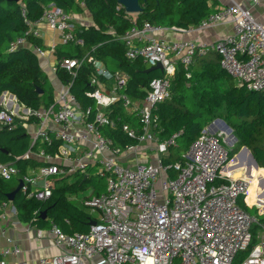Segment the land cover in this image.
Segmentation results:
<instances>
[{"label":"built area","instance_id":"obj_1","mask_svg":"<svg viewBox=\"0 0 264 264\" xmlns=\"http://www.w3.org/2000/svg\"><path fill=\"white\" fill-rule=\"evenodd\" d=\"M77 1L86 7V0ZM245 1L258 4L261 0ZM121 8L124 6L119 2L117 9ZM26 21L30 28L11 44V50L28 46L35 54L45 55L41 45L30 44L26 38L27 35L41 36L37 26L41 21L59 32L63 43H83L77 36V19L73 13L55 4L46 5L36 21ZM220 23L232 24L233 31L206 44L158 38L152 33L160 26L149 22L141 26L133 24L121 37L127 58H141L148 66L160 62L164 67V76L151 80L141 101L119 93L127 81L125 74L110 72L94 56L86 55L63 57L53 70L62 68L76 75V68L86 61L92 63L97 75L91 79L93 89L86 93L95 99L96 109L93 106L82 109L70 91V83L61 86L54 103L47 107L26 106L16 110L17 105L0 109V130L14 128L17 117L21 120L35 117L38 127L33 143L59 139L63 144L55 153L45 149L36 151L46 162L37 172L21 176V191L25 196L46 201L55 187L53 176H66L88 168H93L107 182L104 192L83 200L86 206L99 210V218L94 219L96 223L90 224L87 232L68 233L55 221L51 222L48 232L54 244L63 249L51 264H234L237 256L246 250L249 253L240 264H264V223L240 204L242 197L247 202L251 181L245 173L236 177L228 169L234 159L227 147L230 133L213 131L207 125L183 153V160L166 165L164 160L169 148L176 145L181 132L162 140L156 132L155 109L171 97L170 78L176 73L178 61L190 78L195 58L214 51L227 73L250 90L264 93V23L242 2L230 0L192 27L205 29ZM192 27L171 29L187 31ZM100 77L117 79L111 93L99 87ZM118 101L136 112L141 130L121 117L111 116L108 108ZM51 120L59 127L51 129ZM78 123L82 128L76 127ZM102 126L119 127L137 142L118 145L102 133ZM147 142L156 144V163L137 161L130 165L122 161L124 155L142 153L141 146ZM88 144L91 146L70 163H58L61 157L70 161L72 151ZM30 156L27 153L23 157ZM18 173L17 166L0 162L2 177L10 178ZM2 204L7 206L8 201ZM255 223L261 227L262 240L249 249ZM4 252L19 255L21 249L14 246ZM43 261L49 263L46 259ZM16 264L27 263L20 258Z\"/></svg>","mask_w":264,"mask_h":264},{"label":"trees","instance_id":"obj_2","mask_svg":"<svg viewBox=\"0 0 264 264\" xmlns=\"http://www.w3.org/2000/svg\"><path fill=\"white\" fill-rule=\"evenodd\" d=\"M49 4L76 13L82 12L85 8L77 0H0V97L8 91L14 94L21 104L33 109L54 103L52 84L46 71L41 68L38 56L28 46L15 50H11L10 46L30 28L26 19L36 21ZM140 4L142 11L137 14L135 20H132L124 8L117 9L119 0H86V7L93 15L95 26L85 27L76 24L77 36L83 43L75 44L70 41L57 48L59 54L64 57L81 58L92 55L100 64L103 63L112 69H121L127 76L122 93L139 101L146 95L151 80L164 76V71L160 69L146 71L149 66L141 58H127L125 45L121 40L122 35L135 23L139 26L149 22L158 27H192L216 10L210 0H141ZM26 38L28 43L40 45L39 37L27 35ZM56 72L64 83H70V91L82 109L89 106L96 109L95 99L86 93L93 89L91 79L97 75L92 63L84 62L76 68V75L62 68ZM191 72L192 76L188 78L183 66L177 69L175 75L170 78L171 97L161 102L155 109L158 115L156 132L160 138L166 139L174 133L181 132L176 145L169 148V155L165 157L164 163L167 165L183 160V153L199 137L206 124L219 117L232 127L238 138L231 157L243 146H247L259 165V168L256 167L249 152L244 151L231 160L228 169L231 171L242 169L245 176L248 175L249 168L255 175H258L259 171L264 173V93L250 90L245 83L227 73L221 67L220 56L215 53L204 57L197 56L191 66ZM191 80H194V83L188 85ZM37 88L42 90V93ZM118 102L112 105L114 110L110 113L111 116L121 117L122 121L141 130L139 118L135 123L132 116L127 115ZM1 108L3 107L0 104ZM19 120L17 117L16 122ZM101 131L113 138L118 145L137 142L129 138L119 127L114 129L102 126ZM21 133L22 127H18L16 123L12 129L2 128L0 137ZM20 137L18 142L25 136L21 134ZM13 140L10 138V141ZM27 144L28 142L21 146L20 144L0 146V162L8 163L15 160L20 173L26 172L29 165L45 164L36 157H13L15 147L23 150ZM39 144V140L35 141L32 148L36 149ZM61 144L62 141L54 139L51 143L43 145L47 152L55 153ZM4 148L12 153L3 151ZM89 170L90 168L77 171L68 176H53L55 187L52 196L46 201L28 198L19 191L15 203L29 221L34 220L46 226L49 223L48 218H51L66 232H87L90 229L89 222L95 217L87 211L90 207L78 203L72 198V194L77 188H84L89 184L91 178L99 176L91 174ZM15 176L16 174L4 178L0 175V200H8V193L16 188L18 180ZM70 180H73V183ZM106 188L105 181L99 190L83 198L98 195ZM246 200L249 204L259 205L260 211L264 212V174L254 177V184L250 187ZM240 204L264 223V213H260L257 206H249L243 197ZM43 211H47V218L43 217ZM66 219L70 220L69 225L65 223ZM248 253L249 250H246L237 257L241 256L243 260Z\"/></svg>","mask_w":264,"mask_h":264},{"label":"crops","instance_id":"obj_3","mask_svg":"<svg viewBox=\"0 0 264 264\" xmlns=\"http://www.w3.org/2000/svg\"><path fill=\"white\" fill-rule=\"evenodd\" d=\"M236 1L242 2L247 8L251 10L252 14L258 21H261L264 23V0H261L258 4L246 2L245 0H236ZM227 2H230V0H210V3L213 4L214 8H218L222 4H227ZM72 13L74 15V18L77 19V24L79 26H85V27L95 26L93 15L87 7H85L82 12H77V13L72 12ZM137 14L138 13H128V16L132 20H135L137 17ZM37 26L41 30V36L39 37V42H40L39 44L46 50V53L43 56L38 55V54L36 55L38 56L41 68L47 73V76L53 87V95L54 97H56L57 92L59 91L61 86L64 84V82L61 80L58 73L53 70V67L57 64V62H59L64 57V56H61L59 52L57 51V48L59 46H63V42L60 38L59 32L51 29L47 25L46 22L41 21L40 23H38ZM232 31H233L232 24L220 23L219 25H216L214 27L205 28V29H197L196 27H192L187 31L173 30L168 27H160V28H157L152 34L158 38H165L169 40H192L199 44H206V43L214 42L218 40L219 38L230 34ZM52 46H55V49H53ZM214 53L218 54L214 51H210L201 57L212 55ZM101 65L110 72L118 71L124 74V72L119 68L112 69L111 67H108L104 65L103 63H101ZM180 66H183V64L180 61H178L176 63L177 69ZM193 81L194 80H191L190 82H188V85H191L192 83H194ZM116 86H117V79L114 77H111V78L100 77L99 79V87H101L106 92L111 93V91ZM121 92H122V89L119 88V93ZM136 101H139V100H136ZM0 104L2 105V107H5V106L15 107L19 105L18 107H16V110L17 108L20 109V108L26 107V105L21 104L19 102L18 98L14 94L8 91L4 92L1 95ZM117 104H121L124 109L123 111H125L127 115L132 116V118L135 120V123H137L138 116L131 107H125L121 101L118 102ZM43 107L44 106H42L41 108ZM113 108L114 106L110 107L108 111L110 113L113 112L114 110ZM216 119L218 118H215L212 121L208 122L206 126L207 125L211 126L213 131H218L220 129V130H225L226 132L230 133L226 128L223 127L222 123L220 121H217ZM16 123L18 127L19 126L22 127L21 134L24 135L25 137L22 139L21 142H18V139L21 138L20 137L21 134L20 135L19 134L2 135L0 137V146L5 147V146H8V144H11L13 146L20 144L21 146L24 142H28L27 147L23 150H21L20 147L18 148L15 147L13 149V155H14L13 157L14 158L23 157L25 154L29 153L31 154L30 157H36L40 161L46 162L44 157H41L36 154V151H40L44 149V145H43L44 142L39 141L40 144L38 145V147H36V149L32 148V144L34 141V135L38 127V120L35 117H31L29 120L20 119ZM57 126L59 127V124L51 120V124H50L51 129H55ZM82 126H83L82 124H79V123L76 124V127L78 129L82 128ZM160 137L161 136H159V138ZM10 138L14 140L10 141ZM232 141L233 139H231V142ZM62 146L63 144L59 146L58 151L61 149ZM90 146L91 144H88L86 147L72 151L70 161L64 157L58 158V163H70L76 157H79L80 155H82L85 148L90 147ZM141 150L143 151L140 154L133 153L130 156L124 155L122 157V161L130 165H135L137 161L147 162V163L157 162L158 153L156 150V144L154 142L144 143L141 146ZM3 151H6L8 153L9 150L4 148ZM244 151L246 150L241 151L237 156H239ZM9 153H12V152L9 151ZM8 163L17 166V164L15 163V160H11ZM43 164H39L37 166L29 165L26 168V172L24 173H28V174L35 173L38 171L39 167ZM89 171L91 172V174L95 175V172L93 169L90 168ZM232 172H234L235 174L244 173L242 169L233 170ZM24 173L21 172V173L16 174L15 177L18 180L17 186L20 182L21 176ZM70 175H73V174H70ZM58 176L60 177V175ZM253 176H260V175L253 174ZM15 198L14 200H11L8 198V200H6L8 201L7 206H3L2 203L4 200H0V264L2 262L5 264H16L20 258L24 259L27 264H49V263L51 264L53 257L60 254L63 250L62 248L57 247L54 244L52 236L48 232V229L53 219L48 218L49 223L46 226H43L42 223L40 225V223L36 221L34 222V220H30V221L27 220L22 210L18 209L15 203ZM72 198L75 199L80 204H82L84 200V198L78 199L76 196ZM246 203L249 206H253V204H249L248 202ZM13 207L16 208L15 212L13 210ZM44 218H47V213ZM91 221L89 222L90 224H91ZM65 223L69 225L71 222L69 220V222L65 221ZM14 246H18L21 249V252L19 255H15L12 253L6 254L4 252L6 248H13ZM43 259H46L49 263L44 262Z\"/></svg>","mask_w":264,"mask_h":264},{"label":"rangeland","instance_id":"obj_4","mask_svg":"<svg viewBox=\"0 0 264 264\" xmlns=\"http://www.w3.org/2000/svg\"><path fill=\"white\" fill-rule=\"evenodd\" d=\"M217 118H219V117H217ZM232 133L234 134V132H232ZM231 139H233V138H232V134L230 133V136L228 138V144H227V147L231 151L230 152V157H231L232 150L234 148V145L231 144ZM235 144H236V142H235ZM234 155H233V157H234ZM258 174L259 175H263L264 173L262 171H259ZM70 182L73 183V180H70ZM104 182H105V180H103V178L101 179V178H99V176H95L94 178H91V180H89V184H87L84 188H77L76 190H74L72 196L73 197L76 196L78 199H81V198H83L85 196H89L91 193L99 190L100 187L103 185ZM87 211L90 212L95 218H99V210L93 209V208H87ZM259 212L260 213H264V212L260 211V208H259ZM255 224H257V223H255ZM261 235H262L261 227L260 226L259 227H255L253 229V236H254L253 237V241H252V244L249 247V249H251L256 243H258V242H260L262 240ZM243 252H245V251H243ZM243 252H241L240 254H242ZM241 260H242V257L241 256L237 257L236 260H235V262H234V264H240Z\"/></svg>","mask_w":264,"mask_h":264},{"label":"water","instance_id":"obj_5","mask_svg":"<svg viewBox=\"0 0 264 264\" xmlns=\"http://www.w3.org/2000/svg\"><path fill=\"white\" fill-rule=\"evenodd\" d=\"M140 1L141 0H119V2L123 4L126 12H128V13H140L142 11V6L140 4ZM154 69H160V70L164 71V67H163L162 63H160V62H158L156 65L149 67L146 71H151ZM37 90L40 93H42V90H40L39 88H37ZM216 120L220 121L222 123L223 127L226 128L230 133H232V131H233L232 127L224 119L218 118ZM232 138H233V141L231 142V144L233 145L235 142L238 141V138L233 133H232ZM243 150H246L249 152L250 157H251V161L255 164L256 167L259 168L257 161L255 160L254 156L252 155L251 151L249 150V148L247 146H243L241 148V150L234 155L233 158H235ZM251 173H252L251 168H249L248 174H251ZM22 185H23V181H22V179H20L18 186L13 191L8 193V195H7L8 198L11 200H14L16 194L20 191ZM46 213H47V211H43L44 217L46 216ZM95 223H96L95 220L91 221V224H95Z\"/></svg>","mask_w":264,"mask_h":264},{"label":"bare ground","instance_id":"obj_6","mask_svg":"<svg viewBox=\"0 0 264 264\" xmlns=\"http://www.w3.org/2000/svg\"><path fill=\"white\" fill-rule=\"evenodd\" d=\"M243 171V170H242ZM242 174H235V176L237 177V176H241ZM244 175V174H243ZM246 177H248L249 179H250V181H251V184H250V187L254 184V177L255 176H253V174L251 173V174H248ZM250 187H249V189H250Z\"/></svg>","mask_w":264,"mask_h":264}]
</instances>
